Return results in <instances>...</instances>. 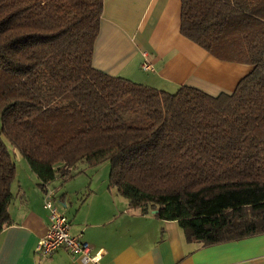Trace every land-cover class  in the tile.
<instances>
[{"label":"trees","instance_id":"1","mask_svg":"<svg viewBox=\"0 0 264 264\" xmlns=\"http://www.w3.org/2000/svg\"><path fill=\"white\" fill-rule=\"evenodd\" d=\"M103 0H0V232L19 151L45 190L79 163L204 245L264 233V0H181L180 34L252 69L230 93L159 90L91 65ZM81 170V169H80Z\"/></svg>","mask_w":264,"mask_h":264},{"label":"crops","instance_id":"2","mask_svg":"<svg viewBox=\"0 0 264 264\" xmlns=\"http://www.w3.org/2000/svg\"><path fill=\"white\" fill-rule=\"evenodd\" d=\"M180 10L181 0H103L91 65L170 93L182 85L210 95L232 92L252 66L221 60L182 36ZM144 52L152 71L141 69ZM88 171L56 177L47 186L70 233L102 250L100 260L82 263L63 248L46 257L34 251L48 217L44 191L30 170V182L17 180L8 208L12 223L0 232V264H264V233L209 245L188 241L175 220L129 208L108 186V175Z\"/></svg>","mask_w":264,"mask_h":264},{"label":"built area","instance_id":"3","mask_svg":"<svg viewBox=\"0 0 264 264\" xmlns=\"http://www.w3.org/2000/svg\"><path fill=\"white\" fill-rule=\"evenodd\" d=\"M144 60L141 63L143 71L154 70L147 60V52L143 53ZM43 208L47 211L48 226L43 236L38 238L34 251L42 256H49L57 249L63 248L67 252L79 257L82 263H97L102 255V250L93 251L91 245L81 236L70 233V221L59 210L55 191L48 186L44 190Z\"/></svg>","mask_w":264,"mask_h":264},{"label":"rangeland","instance_id":"4","mask_svg":"<svg viewBox=\"0 0 264 264\" xmlns=\"http://www.w3.org/2000/svg\"><path fill=\"white\" fill-rule=\"evenodd\" d=\"M4 140L6 144L8 145V150L13 158L16 171H17L16 179L13 181L12 186H11L12 188L11 191L13 192V195H15L18 192L17 180L21 181L23 179L25 183L30 182L29 176L31 175V173H30V169L25 159L22 157L19 151L13 148L6 139ZM77 168L79 169V171H81L80 169H83V172L84 171L87 172V170H89L88 174L101 172V173H105L106 175H108L109 173V163L107 160H104L100 162L99 164L93 165V166H87L85 163H79ZM58 178L60 179V177Z\"/></svg>","mask_w":264,"mask_h":264},{"label":"water","instance_id":"5","mask_svg":"<svg viewBox=\"0 0 264 264\" xmlns=\"http://www.w3.org/2000/svg\"><path fill=\"white\" fill-rule=\"evenodd\" d=\"M157 212V210H152V213H156Z\"/></svg>","mask_w":264,"mask_h":264}]
</instances>
